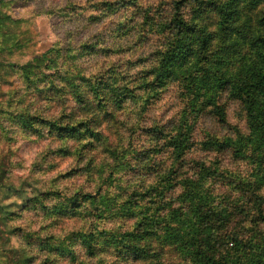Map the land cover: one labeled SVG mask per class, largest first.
<instances>
[{"label":"trees","instance_id":"16d2710c","mask_svg":"<svg viewBox=\"0 0 264 264\" xmlns=\"http://www.w3.org/2000/svg\"><path fill=\"white\" fill-rule=\"evenodd\" d=\"M41 1L63 33L33 61L6 59L26 19L0 16V75L18 81L0 98V139L49 138L46 153L72 158L55 184L88 183L18 210L87 221L70 238L76 264H264V0ZM19 211L2 206L0 238L37 247L3 239L0 264H56L35 254L56 238L13 226Z\"/></svg>","mask_w":264,"mask_h":264},{"label":"rangeland","instance_id":"374dc122","mask_svg":"<svg viewBox=\"0 0 264 264\" xmlns=\"http://www.w3.org/2000/svg\"><path fill=\"white\" fill-rule=\"evenodd\" d=\"M14 2L15 0H2V2L0 0V16L10 13L15 17L26 19V21L16 24L13 28L14 31L20 32L21 39L25 40V44L21 49L6 55V59L16 63H26L33 61V57L41 56L49 48L56 45L57 41L62 38L63 25H53L54 20L52 18L39 12L41 7L48 5L46 2L32 0L25 7L20 6L22 0ZM78 2L86 4L85 0H78ZM16 78V76H10L9 73L0 75V98H4V93L18 84ZM174 103L175 101L173 105ZM228 120L231 124L240 123L241 127L244 125V120L238 114V105L235 103H231L228 107ZM10 138L3 137L0 139V211L3 206L17 213L19 211L18 205L29 196L32 197L35 194L49 190L66 192L67 189L72 190L88 183L86 179H83L84 176L82 175H70L62 177V179L59 178L56 182L58 184H55V177L69 170L72 166V158L70 156L60 157L54 156L52 153H46L50 147L57 145L55 141L49 140V138L43 139L37 135H25L21 132L14 133ZM50 201L47 200L46 203L49 204ZM18 213H20L19 218H14V216L12 218L11 224L13 226L23 225V228L33 234L32 237H35V239L36 237H41L46 240L49 236L56 238L48 240L53 250L35 251L40 261L46 257L49 258V261L51 258L54 259L56 264H76L77 261H80L81 257L78 254L82 256L83 251L80 247L75 246L70 238L73 231L83 226L86 227L88 225L87 221L85 222L79 217L72 216L63 217L55 221L53 216H47L38 209L30 208L21 209ZM115 225L117 224L106 223L107 227ZM1 227L5 231L9 229L5 225ZM8 235L10 242L6 240V233L4 232L3 234L6 248L9 245L20 246L21 248L33 246L31 249L35 250L37 247V244L32 243V240L24 236L27 234H23L21 237L13 236V234ZM3 239L2 237L0 238V246L3 243ZM59 245L60 248L64 247L67 252L63 254L57 253L54 247L57 248ZM43 252L45 255H43ZM74 253L75 256L72 257ZM8 256L10 262L17 260L16 257L11 256L10 252ZM109 261H115L116 264H140V262H134L123 257H110Z\"/></svg>","mask_w":264,"mask_h":264}]
</instances>
